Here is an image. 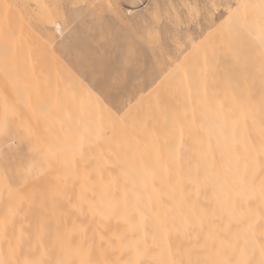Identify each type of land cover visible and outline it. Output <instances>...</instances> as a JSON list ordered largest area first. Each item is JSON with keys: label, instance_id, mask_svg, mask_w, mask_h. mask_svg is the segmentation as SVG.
<instances>
[{"label": "bare ground", "instance_id": "1", "mask_svg": "<svg viewBox=\"0 0 264 264\" xmlns=\"http://www.w3.org/2000/svg\"><path fill=\"white\" fill-rule=\"evenodd\" d=\"M237 5L120 117L57 48L83 6L46 0L34 21L0 0V264H264V0Z\"/></svg>", "mask_w": 264, "mask_h": 264}, {"label": "rangeland", "instance_id": "2", "mask_svg": "<svg viewBox=\"0 0 264 264\" xmlns=\"http://www.w3.org/2000/svg\"><path fill=\"white\" fill-rule=\"evenodd\" d=\"M45 1L46 0H6L7 3H10L13 6H15L14 10L19 12V13H17L15 11L18 14V17L25 18V17H30L31 16L30 18H32L34 21H35V19L38 18L37 16H38L40 8H41V3L45 2ZM62 1L67 3L69 5V7H72L75 10H77V9H79V8H81L83 6V9H81L82 11L79 10V12L80 13L84 12L81 15V14L78 13V11H75L76 13H78L77 14L78 16L76 15V13L74 14V11L71 12V14L72 13L74 14V16L70 17V20L72 19V21H70V23L65 22L66 23L65 25L67 27L65 25H63V27L65 26V29L63 30L62 34L58 33V37L59 38H58L57 48H59L58 49L59 53H62L61 57L63 56V54L65 52V54L63 56L64 59L62 58L64 65H66V67H68L70 69V71H72L75 75H77L78 78H80L82 80L84 79V83L86 85L88 84L89 86H91L94 89L96 95L100 98V99H98V98L97 99L99 101L102 100L103 102L100 101L101 103H106V106L111 107L116 112V114L121 117V115L125 116V113H127L126 111L129 112V110H127L129 108V106H133L134 103L136 104V103L140 102V99H142L143 97L148 95V93H150L149 91H151V93L149 95L152 98H156V95H158V92H155V91H157L156 88H158L157 85L159 84V82L160 81L163 82L162 81V79H163L162 76H164V74H166V73L168 74V72L171 70L172 67H173L172 70L175 69L174 66L175 65L178 66L177 63L179 64V63L185 62V61H183L184 59H183L182 56L187 58L189 56V54L192 55L190 52L194 51L193 49H195L196 44L198 45L200 43L199 41H201V40L204 41V39H206L205 38V37H207L206 34H207V32H209L210 29H211L210 32H212L211 34L209 32L210 35L215 34V37H217V36L219 37V35H218L219 34L218 33L219 25L223 22V20L225 19V15L229 12V10L230 9H234V7L237 5V1L239 2L241 0H229L228 2H227V0L226 1H224V0H95V1L94 0L93 1L92 0H88L89 1L88 4L86 3L85 0H62ZM107 2H108V4H110V8L107 7L108 9H106V6L108 4L103 6V4L104 3L106 4ZM132 2L135 3V5H136L135 7H130L129 6L130 3H132ZM224 2H226V5L223 4ZM92 3H93V6H91ZM98 4L101 7H99ZM113 4H114V6L116 5L118 10L116 8L114 9ZM229 4H231V6ZM210 5H215L216 8L213 9V8L210 7ZM228 5H229V7H226ZM233 5H235V6H233ZM94 6H95V8L93 9ZM99 8H100L101 11L99 10ZM112 8H113V10H112ZM209 8H210V11H209ZM129 9L132 10V13H129ZM165 9H168L167 12H166ZM206 9H207V14H205L206 13ZM104 10H106L105 13H104ZM116 10L118 11V13H117ZM114 11H116V12H114ZM15 12H14V16L15 15L17 16V14ZM162 12H163V14H162ZM91 13L93 14V17H91L92 16ZM96 13H97V15H96ZM115 13H117V14L115 15ZM169 13H170V15H169ZM194 13H197V14L194 15ZM83 14H84V16H83ZM88 14H90V15H88ZM80 15L83 16V17H81ZM87 15H88V17H85ZM100 15H101V17H100ZM117 15H118V17H117ZM206 15H208L209 17L207 18ZM14 16L12 17L13 20H14ZM165 16H168V17H165ZM73 17L75 18L76 21L73 20ZM95 17L97 19L99 17L100 20L98 19L97 20L98 22H96ZM79 18H81V19H79ZM154 18H155V20H154ZM220 19H222V20H221L220 24H218ZM18 20L19 19H16V21H18ZM66 21H69V19L66 20ZM73 21H75V22L72 24L71 22H73ZM101 21H102V23H101ZM169 21L171 22V24H170ZM211 21H214V22L211 23ZM216 21H218V22H216ZM89 22H90V25H89ZM93 23H94V25H93ZM153 23L156 24V25H153ZM69 24H71V25H69ZM84 24H86V25L84 26ZM157 24H159V25H157ZM79 26H81V27H79ZM152 26H154L156 28H152ZM174 26H175V28H174ZM215 27H217V29H215ZM86 28H89V29L86 30ZM150 28L153 29V30H150ZM162 28H163L165 34L163 33ZM91 29L94 30V31H92ZM165 29L168 31V34L172 32V35L175 34L178 37H176L175 35H173V37H172L171 34H169V35L166 34L167 31H165ZM214 29L217 32V36H216V32H215ZM89 30H91V31H89ZM100 30H102V31H100ZM145 30H148V31H145ZM185 30H186V32H185ZM202 30H204L205 33ZM102 33H104V34H102ZM185 33L186 34L189 33V35L188 34L186 35ZM199 33H200V35H199ZM221 33L222 34H220V36L221 35L223 36L224 34H223L222 31H221ZM109 34H110V36H109ZM140 34L141 35L143 34L142 36H144V34H145V36L142 37ZM201 34L204 35V36H201ZM101 35H103V37L105 39ZM126 35L129 36L128 37L129 40L127 39ZM159 35H160V38H159ZM161 36H164V37H162L163 38L162 40H161ZM60 37L62 39H60ZM72 37H73V39H72ZM84 37L86 38V41H85ZM89 37L91 39H89ZM116 37H118V38H116ZM171 37H172L173 41L170 40ZM184 37H186V39ZM213 37H214V35H213ZM97 38L98 39L101 38V40L99 39L100 40L99 41ZM141 38H142V40H141ZM59 39H60V42H59ZM64 39H69L68 41L69 42H73V43H69L70 44L69 45L68 42L66 40H64ZM145 39H146V41L148 43L144 41ZM96 40H98V41H96ZM131 40L134 41L132 47L134 45L135 46H134V48H132V47L127 48L129 45L131 46V44L133 42L132 41L131 44H130ZM164 40H165V42H164ZM186 40L189 41V42L187 43ZM95 41L97 43H95ZM65 42H67L68 47H66L67 45L64 46ZM77 43H79V44H77ZM127 43H129V45ZM156 43H158V44H156ZM174 43H175V45H174ZM150 44H152V45H150ZM161 44L164 47H162ZM172 44H173V47H172ZM193 44L195 46H194L193 49H191L193 47ZM58 45H60V46H58ZM61 45H63L64 47L61 46ZM186 45H188V46H186ZM82 46H83V48H82ZM198 46H201V43ZM62 47L64 49L66 48L65 51H63L64 49ZM102 47H103V51H102ZM157 47H162V48H157ZM130 48L133 49L134 52L132 50L130 52ZM169 48H171V49H169ZM175 48H177V49H175ZM182 48H184V50L185 49L186 50L182 51L181 50ZM73 49H75L76 51L73 50ZM77 49L79 51L81 49L82 52L80 51L81 52L80 54H81V57L84 58V60H82V58L79 57L80 54L78 53ZM162 49H163L164 52L162 51ZM126 50L127 51L129 50V52H127ZM150 50L151 51L153 50L152 53H154V54H152ZM189 50H190V52H189ZM140 51H141L142 54L140 53ZM68 52H69L70 55L67 54ZM112 52H113V54H112ZM135 52L138 53L139 57H137L138 55L136 56L137 53H135ZM162 52H163V55H162ZM186 52H189V53L186 54ZM100 53L102 55H104V56H102L104 59L102 57L100 58ZM127 53H129V54H127ZM194 53H196V51ZM132 54L134 56H132ZM164 54L167 55V56L165 57ZM173 54H175V55H173ZM176 54H177V56H176ZM199 54L200 53L197 52V55L195 56L196 59L199 56ZM66 55H68V56H66ZM85 55H86V57H88L87 58L88 59L87 62H86V57H84ZM126 55L129 56V59L131 60L130 62H128L129 61L128 56L125 57ZM153 55H155L157 58L155 56L152 57ZM161 55L163 56L162 61H160L161 57H158V56H161ZM185 55H188V56L186 57ZM193 56H192L193 59L190 58V60L192 59V61L195 60V58ZM106 57H107V60H105ZM142 57H143V59H142ZM164 57H165L166 63L163 60ZM65 58H67V59H65ZM123 58H127V60H128L127 61L125 59L127 61V65L126 66H124V64H126V61L123 60ZM166 58H167V60L168 59L169 60L167 61ZM89 59H91L92 62H95V63L92 64V67H91V63L92 62H90L91 60H89ZM101 59H102V61H101ZM157 59H160L159 60L160 62ZM68 60L71 62V63L69 62L70 64L67 62ZM142 60H143V63H144L143 66L141 65V64H143V63H141ZM181 60H182V62H181ZM124 61H125V63H124ZM155 61H156V63H155ZM187 61H189V60L187 59ZM88 62H90V65L88 64ZM100 63H102L101 64L102 66L100 65L101 67L100 66L98 67V64H100ZM73 64L75 66V70L73 68L74 67ZM132 64L135 67H133ZM194 64H196V62H194ZM194 64L191 62V65L188 64V66L195 67ZM70 65H72L71 66L72 68L70 67ZM93 65H95V66L93 67ZM180 65L182 66V64H180ZM83 66H85V68H83ZM130 66H132V67H130ZM146 66L148 67V69L146 68ZM157 66H158L159 72H158V69L156 68ZM179 66L177 68H180ZM188 66H187V63H186L183 67L184 68H188ZM66 67H63V68H66ZM78 67H80V68H78ZM80 70H82V72ZM91 70H92V72H91ZM101 70H102V73H101ZM122 70H124V71H122ZM138 70H140V71H138ZM98 73L101 76H99ZM78 74H81V75L78 76ZM159 74L161 75L160 77L158 76ZM92 75L95 76V78H92L93 77ZM138 75H139V78H138ZM97 76H98L99 79L97 78ZM165 76H167V75H165ZM140 77H142V78H140ZM167 77L169 78V76H167ZM143 78H144V81H143ZM122 79H123V82H122ZM157 79H159L160 81L157 80ZM99 80H101V82H102V80H104L103 81L104 83L102 84ZM131 80L133 82L132 83L133 84V88L131 86ZM137 80H138V82H137ZM140 80L142 81V83H141ZM112 81H116L117 83L114 82L115 83L114 84ZM168 81H169V86H170V80H168ZM94 83H97V84L95 85ZM111 83H112V85H111ZM149 83H150V85H153V86L150 87ZM155 83H156V85H154ZM165 83H167V82H165ZM99 84H100V88L101 89L99 88ZM101 84L103 86H101ZM160 84H162V83H160ZM117 85H118V87H120L119 89H118ZM112 86L115 87V88H113ZM164 86L165 85H163V87ZM166 86H167V84H166ZM102 87H103V89L104 88L105 89H107V88L110 89L111 88V90H105V89L102 90ZM159 88H161L160 85H159ZM97 89L100 92H98ZM152 89H153V91H152ZM122 90L125 91V92H122ZM160 90L161 89H159V91ZM101 91H103L104 93H102ZM106 91H107V94H106ZM112 91H113V93H111ZM135 91H137V94L140 91L141 94L139 93L140 95L139 94L136 95ZM117 92H119L120 94L122 93V94L119 95ZM114 93H117V94H115V96H114ZM128 93H130V94L128 95ZM100 94H103V96L102 97L99 96ZM105 95H106V98H105ZM141 95H142V98H141ZM127 96H130V97H127ZM134 96H135V98H133ZM136 96L137 97L139 96L140 99L136 98ZM105 99H107V100H105ZM112 99H113V101H112ZM128 99H129V102H128ZM145 99L148 100V98H146V97H145ZM132 100H133V103L131 102ZM135 100H136V102H135ZM115 102H116V104H114ZM143 102H145V100ZM123 103L125 104V106H121ZM129 103H131V104L129 105ZM147 103L148 102L146 101V103H144V105L147 104ZM102 106H103V104H102ZM139 106H140V103H138V106H137L138 107V110H137L138 112H139V110L141 111V109H142V108L139 109L140 108ZM120 107H122V108H120ZM125 107H126V109H125ZM134 107L135 106H133V108ZM141 107H143V105ZM119 109H121V110H119ZM132 109L130 111H133L134 109L136 111V107L133 110ZM118 110L120 112H118ZM119 113H121V114H119ZM129 114H126V115H129ZM131 114H133V113H131ZM11 143H13V142H11ZM15 143H17V144L19 143L20 146L22 145L19 141H15ZM15 143L13 144V145H15V147H13L15 150H13V148L11 147L10 142L8 144H4V147L5 148H9V149H5L3 146L2 147H3V150L5 149L6 151H9L12 148V150L9 151V153L11 152L10 155L11 156L14 155L17 158H20L19 153L17 154L16 151L18 150V152H20V155H21V153H22L21 151H22L23 147L22 146L19 147V144L16 145ZM9 144H10V146H9ZM18 147H19V149H18Z\"/></svg>", "mask_w": 264, "mask_h": 264}, {"label": "snow or ice", "instance_id": "3", "mask_svg": "<svg viewBox=\"0 0 264 264\" xmlns=\"http://www.w3.org/2000/svg\"><path fill=\"white\" fill-rule=\"evenodd\" d=\"M130 7H135L136 5H135V3L134 2H132V3H130V5H129ZM210 7L211 8H213V9H215L216 8V6L215 5H210ZM241 7H246V5H240V4H238L237 5V11L241 8ZM197 13H194V15H196ZM233 13H229V16L227 17V19H232L233 18ZM55 23V27L57 28V29H59L61 26H60V24L58 23V22H54ZM101 23H102V21H101ZM261 38H262V43H264V25H261ZM5 130V128L3 127V126H0V133H2L3 131Z\"/></svg>", "mask_w": 264, "mask_h": 264}]
</instances>
